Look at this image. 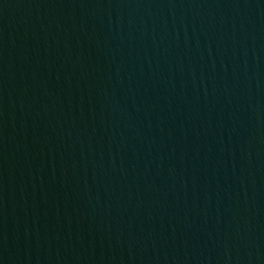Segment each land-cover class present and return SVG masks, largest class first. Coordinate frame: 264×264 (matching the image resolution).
Here are the masks:
<instances>
[{
  "label": "water",
  "instance_id": "obj_1",
  "mask_svg": "<svg viewBox=\"0 0 264 264\" xmlns=\"http://www.w3.org/2000/svg\"><path fill=\"white\" fill-rule=\"evenodd\" d=\"M0 264H264V0H0Z\"/></svg>",
  "mask_w": 264,
  "mask_h": 264
}]
</instances>
